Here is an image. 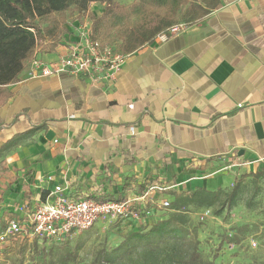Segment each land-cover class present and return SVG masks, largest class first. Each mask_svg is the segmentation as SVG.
<instances>
[{
    "label": "crops",
    "instance_id": "1",
    "mask_svg": "<svg viewBox=\"0 0 264 264\" xmlns=\"http://www.w3.org/2000/svg\"><path fill=\"white\" fill-rule=\"evenodd\" d=\"M85 23L67 20L54 49L37 48L8 86L0 147L17 172L0 227L27 223L58 184L71 198H138L155 216L161 198L206 188V175L264 168V0H214L183 31L130 53L110 81L30 75L33 58L66 55ZM153 182L175 188L140 199Z\"/></svg>",
    "mask_w": 264,
    "mask_h": 264
},
{
    "label": "trees",
    "instance_id": "2",
    "mask_svg": "<svg viewBox=\"0 0 264 264\" xmlns=\"http://www.w3.org/2000/svg\"><path fill=\"white\" fill-rule=\"evenodd\" d=\"M201 1L204 7L198 1L190 4L185 13L188 22L184 23H193L214 7V0ZM94 2L103 3L105 7L100 15L91 19V37L114 46L119 52L130 54L144 43L153 42L158 33L178 23V12L184 0H134L128 8L113 0H0V108L11 96L8 86L17 81L34 51L37 48L48 52L54 49L56 40L66 31L68 11L85 12ZM43 24H46L45 30L41 29ZM3 150L0 147V151ZM251 175L255 178L264 175V168L254 174L237 176L228 190L195 187L174 192L169 207L164 208L165 216L160 214L158 218H153L144 211L140 214V223L133 219L115 220L113 226L120 228L125 223L130 225V230L112 246L101 245L91 264H216L217 251L225 242L236 247L243 245L249 227L246 224L232 226L231 234L223 232L216 250L209 256L201 248L198 238L201 224L194 223L191 211L212 208L214 216L222 217L224 211L245 199V179ZM5 225L0 227V231ZM17 236L9 235L2 243L13 241ZM24 240L20 244V252L27 248ZM35 240L41 241L43 247L48 241ZM80 245L77 244L74 249L63 246L59 254L49 247L43 248L39 263L82 264L83 260L78 259ZM32 246L36 249L37 243L33 242ZM12 250L10 242L1 252L7 257Z\"/></svg>",
    "mask_w": 264,
    "mask_h": 264
},
{
    "label": "rangeland",
    "instance_id": "3",
    "mask_svg": "<svg viewBox=\"0 0 264 264\" xmlns=\"http://www.w3.org/2000/svg\"><path fill=\"white\" fill-rule=\"evenodd\" d=\"M114 3H119L127 8L133 3L134 0H113ZM197 2V0H184L179 12H178V22H188L187 17H185L186 11L190 8L192 2ZM94 6V5H90ZM90 7L85 12H79L70 9L68 11L67 20L74 21L75 19L89 18L94 19L101 14L104 10V4H96L93 9V13L90 11ZM80 16V17H79ZM46 24L41 26L42 30H45ZM7 152L0 151V214L5 217L9 216V210L6 211V204L4 199L6 196L3 194L4 186L7 182H14V175L17 170H14L13 162L8 161ZM196 161L189 162V167H195L194 163ZM229 167H225L220 171H216L212 174H193L191 176H201L204 179L203 184L206 185L208 190H215L222 186L223 189L228 190L233 185V174L234 172ZM235 167V166H234ZM235 169V168H233ZM263 167L255 171H249V173L254 174V172H259ZM225 171V172H224ZM220 172V173H218ZM239 174H243L241 167H238ZM248 174V173H247ZM236 175V174H235ZM26 176V175H24ZM233 176V177H231ZM239 176V175H238ZM247 183V188L245 189L244 200L239 202L235 207L223 212L222 217H217L212 214L213 209H194L191 211V218L194 223L199 222L201 225L198 229V238L200 239L201 248L206 255H211L216 250V246L219 243L220 235L225 232L226 234H231L232 226H239L246 224L249 227L246 239L243 241L241 246H233L229 242H225L224 246L217 251L218 258H216V264H264V175L255 178L254 176H249L245 179ZM16 185V184H15ZM11 190L14 191V187L11 186ZM172 198V197H171ZM250 199V200H247ZM171 200V199H170ZM250 201V205H248ZM13 204V202H12ZM11 204V205H12ZM205 211H209L208 215H204ZM165 216L166 210L163 208H158V212L154 213L153 218H158V215ZM154 220V219H152ZM115 220H109L105 222H98L92 228L85 231H74L62 241L48 240L43 247L41 241L35 240V237L30 234H20L17 236V241L8 240L5 243L0 244V262L3 264H40V253L41 249L49 247L55 254H59L63 246L66 248L74 249L77 244H81L78 248L79 261L83 260L82 264H91L94 254L101 245L112 246L116 243L122 234L130 230V225L122 223L120 228L113 226ZM138 220L137 223H140ZM124 224V226H123ZM24 241L27 242V248L20 252V244ZM105 240V242H104ZM13 244V250L9 253L7 257L2 254V249L4 246ZM15 242V243H14ZM33 242L37 243L36 249H33ZM58 242V243H56ZM44 250V249H43Z\"/></svg>",
    "mask_w": 264,
    "mask_h": 264
},
{
    "label": "built area",
    "instance_id": "4",
    "mask_svg": "<svg viewBox=\"0 0 264 264\" xmlns=\"http://www.w3.org/2000/svg\"><path fill=\"white\" fill-rule=\"evenodd\" d=\"M186 27L187 24L183 22L173 24L158 33L154 40L165 42ZM79 29V39L69 47L66 55L49 64H45L40 58H33L30 75L68 73L94 83L113 79L115 72L122 67L130 54L119 52L114 46L93 39L86 23ZM129 108H132V104ZM173 188L175 184L153 182L140 199H146L152 193H165ZM137 201L138 198L130 197L123 200L71 198L63 193L62 185L58 184L48 193L46 199L31 211L27 223L23 224L15 218L7 221L4 229L0 231V243L9 235L20 234H30L39 240L60 241L72 232L88 230L98 222L118 219L138 221L144 210L136 206ZM169 205L170 200L167 197L159 200V208L164 209ZM208 213L209 211H205L203 214ZM146 214L148 215V212Z\"/></svg>",
    "mask_w": 264,
    "mask_h": 264
}]
</instances>
